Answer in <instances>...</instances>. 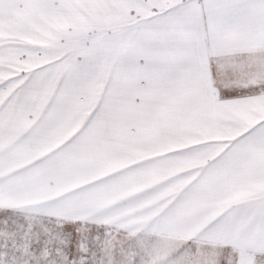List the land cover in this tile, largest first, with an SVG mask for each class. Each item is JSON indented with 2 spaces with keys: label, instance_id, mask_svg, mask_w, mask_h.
Listing matches in <instances>:
<instances>
[{
  "label": "snow or ice",
  "instance_id": "snow-or-ice-1",
  "mask_svg": "<svg viewBox=\"0 0 264 264\" xmlns=\"http://www.w3.org/2000/svg\"><path fill=\"white\" fill-rule=\"evenodd\" d=\"M0 264H264V0H0Z\"/></svg>",
  "mask_w": 264,
  "mask_h": 264
}]
</instances>
